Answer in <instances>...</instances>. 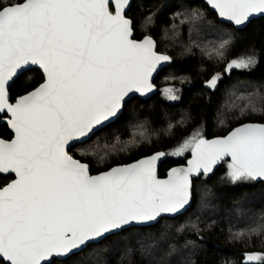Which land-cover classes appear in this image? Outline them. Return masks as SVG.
<instances>
[{"label": "snow or ice", "instance_id": "obj_1", "mask_svg": "<svg viewBox=\"0 0 264 264\" xmlns=\"http://www.w3.org/2000/svg\"><path fill=\"white\" fill-rule=\"evenodd\" d=\"M209 2L236 25L264 14V0ZM129 4L0 0V115L13 133L0 138V174L15 175L0 187V264H51L105 234L177 214L190 202L191 175L211 173L225 157L231 158L232 183L264 178V123L244 124L211 141L194 133L175 150L179 155L191 147L193 160L187 168L172 169L167 180L158 179L155 170L165 153L97 176L69 154L70 142L83 143L115 118L129 93L150 92L153 71L170 59L157 53L151 36L132 38ZM256 63L253 52L232 60L225 71ZM29 65L42 69L44 82L12 103L9 82ZM220 78L213 75L207 86L215 89ZM167 92L177 99L172 89ZM237 99L245 101L242 114L264 112L257 106L264 103L259 90ZM252 234H264V226L250 229ZM246 260L264 264V255L246 254Z\"/></svg>", "mask_w": 264, "mask_h": 264}, {"label": "trees", "instance_id": "obj_2", "mask_svg": "<svg viewBox=\"0 0 264 264\" xmlns=\"http://www.w3.org/2000/svg\"><path fill=\"white\" fill-rule=\"evenodd\" d=\"M204 11L206 15L216 24L218 30H224L232 34V44L226 47V54L223 59L213 58L209 55V50H216L218 40L216 38H196L191 45L189 40L192 32L188 36V28L183 25L185 17L195 12ZM152 22L141 30H138L141 22L153 14ZM128 18L134 21V38H141L144 35L151 36L157 44L156 51L169 55L170 63L158 71L154 82L160 88L158 94L141 100L134 97L128 100L120 116L113 122L96 131L89 139L81 143L86 147H93L94 142L99 139H109L115 129L121 130L128 120V114L138 113L148 125L155 130L164 127L165 116L163 113H178L184 119L182 122L172 125L168 133L157 134L149 143L139 145L127 153L110 158L107 164L95 167L90 158L77 154V144L70 149V154L82 161H85L90 172L95 173L109 168L112 165L123 164L137 159L141 156L150 154L154 151H163L165 158L160 162L158 174L166 175L172 166L187 164L190 159L189 147L184 153L175 156L174 150L188 137L199 132L201 138H211L220 136L229 131L232 127L244 122H263L264 112H251L244 115L228 112L227 109H238L243 99H237L236 95H231L230 91L234 86L250 85L252 87L264 85V16L251 20L241 29L220 22L216 15L199 0H132L128 11L125 13ZM183 21V22H182ZM179 29V36L166 40L164 33L171 27ZM192 25H195L194 23ZM228 30V31H226ZM210 39V40H209ZM255 53L257 63L250 69L232 68L224 70V66L229 59L244 57ZM220 73L221 78L215 89L207 86L206 81L210 80L215 73ZM43 80V76L37 69H29L18 75L8 88L11 99L27 92L37 86ZM167 86L176 88L177 100L167 101L162 98L163 91H167ZM258 107H264L260 103ZM226 121L222 126L217 125V118L223 112ZM1 120V118H0ZM125 132L121 130V134ZM10 132L5 124H0V137L10 138ZM81 145V146H82ZM220 162L211 173L192 174V193L193 198L190 207L184 213L174 217L164 216L155 224L147 227H130L117 233L107 235L98 244L114 236L126 234L133 229L154 228L164 219H179L191 211L196 204V186L199 183L210 185L214 192L224 196V201H238L243 195H251L256 190L264 189L262 181H248L239 183L223 182L227 171V162ZM6 178L0 176V186ZM197 247L193 248L192 264H261V262H243L244 254L252 251H260V244L256 241L245 242L230 240L225 234L223 227H211L201 232L198 236H192ZM87 245L83 250L73 253L63 260H53L55 262H66L75 259L77 255L84 253L91 245ZM263 249V248H262ZM264 250V249H263ZM108 264H132L117 263L112 260ZM137 264V263H135ZM138 264H140L138 262Z\"/></svg>", "mask_w": 264, "mask_h": 264}, {"label": "rangeland", "instance_id": "obj_3", "mask_svg": "<svg viewBox=\"0 0 264 264\" xmlns=\"http://www.w3.org/2000/svg\"><path fill=\"white\" fill-rule=\"evenodd\" d=\"M194 17L198 18L194 19ZM184 19L183 25L188 28V36L191 32L193 33L189 43L192 45L196 38H216L218 40L216 50L210 49L209 55H213L215 59H223L227 52L225 51L226 47L233 42L232 34L228 33L231 31L218 30L216 24L204 11L195 12ZM193 23L195 25H192ZM147 24L149 23L144 20L139 25L138 30L145 28ZM178 36L179 29L177 27H171L164 33L166 40L173 39L176 41ZM225 41L228 43L224 44ZM222 44H224V47L221 49L220 46ZM219 51L223 52L222 56L219 55ZM239 58L229 59L224 66V70L232 60ZM166 88L172 89L173 94L178 97L176 88L171 86ZM257 90H259L261 95H264V85L252 87L248 84L234 86L230 94L246 98L249 93ZM163 92H165L164 96H162L163 99L173 101L167 91ZM244 102L243 99L238 109L234 111H232L233 109H227V111L235 112L237 115L251 113L247 110L243 114L241 113L240 109L243 107ZM224 112L225 110L217 118L218 126H222L226 121ZM163 115L165 116L164 127L160 130H155L138 113H129L125 126L121 128L125 132L124 134H121V130L116 128L112 136H109V139H99L94 142L93 147H86V144H80L76 152L84 158H90L95 167H101L107 164L110 158L127 153L139 145L149 143L157 134L161 132L168 133L172 125L184 120L181 114L179 115L178 113L170 114L165 112ZM190 138L192 137L187 139ZM175 150L173 153L178 156ZM230 163L231 161L227 162V171L221 181L233 184L227 178ZM223 198L224 196L214 192L210 185L204 182L199 183L196 186V204L183 217L172 220L164 219L154 228L133 229L126 234L117 235L101 243L91 245L84 253L77 255L75 259L66 262L59 261L54 264H108L110 260L117 263L132 264H138V262L140 264H192V249L198 246L192 236H198L201 232L211 227H223L226 236L231 241L258 242L261 246V248H258L260 251L245 253L243 262H259L247 261L246 254L264 255V234L259 236L255 234L249 235L250 229L264 226V189L256 190L251 195H243L237 199L236 203L232 200L226 202ZM240 232L245 234L243 238L234 239L233 234Z\"/></svg>", "mask_w": 264, "mask_h": 264}, {"label": "water", "instance_id": "obj_4", "mask_svg": "<svg viewBox=\"0 0 264 264\" xmlns=\"http://www.w3.org/2000/svg\"><path fill=\"white\" fill-rule=\"evenodd\" d=\"M131 1H132V0H130V4H131ZM190 1H195V0H190ZM199 1H202V2H203V3L209 8V10H210L211 12H213V13L216 15L218 21L223 22V23H226V24H229V25H231V26H233L234 28H237V29H241V28L245 27V26H246L251 20H253V19H256V18H258V17H260V16H264V14H255V15H253L252 17H250L249 20H248L247 22H245L244 24H242V25H236L234 22L228 20L226 17H221V16H219V14H218V10L215 9V8L212 6V4L209 2V0H199ZM130 4H129V6L126 8L125 13L128 11V9H129V7H130ZM133 35H134V33H133ZM144 36H145V35H144ZM144 36H142L141 38H138V39H137V38H134V37H132V38L135 39V40H142ZM157 53H158V54L167 55V54H164V53H161V52H157ZM167 56H169V55H167ZM169 63H170V59H169L168 61H162L160 64L157 65L156 70L153 71V73H152V75H151V78H150V82H151V84H152V89H151L150 92L145 93V94H141V93H138V92H132V93H129V95H128L127 97H125V101L123 102V104H122V108H121L120 112L118 113V115H117L115 118H111L110 121L105 122L104 126H106L107 124H109V123L115 121V120L120 116V114L122 113L123 107H124L125 103H126L128 100H130V99H132V98H134V97H137V98H139V99H141V100H146V99L152 97L153 95L158 94V92L160 91V88L157 87V85H156L155 82H154L155 76L157 75V73H158L159 70H161L162 68H164V67H165L167 64H169ZM32 68H33V69H37V70L40 71V73H41L42 76H43V80H42L37 86H35L34 88L28 90L27 92H25V93H23V94H20V95L14 97L13 99H11V96H10V94H9V96H10V102L15 103V100L18 99L20 96L25 95V94H27L28 92L34 90L36 87H38L40 84H42V83L44 82V73H43L42 69L39 68V66H36V65H29V66H26V70H24V71H27V70L32 69ZM24 71L19 72V73L17 74V76L20 75V74H21L22 72H24ZM17 76H16V77H17ZM16 77H14V79H15ZM14 79H13L12 81L9 82L8 88H9V86L11 85V83L14 81ZM1 116H2V115H0V117H1ZM8 118H10V114H8ZM248 123H263V122H244V123H241V124H238V125L232 127L229 131H227V132H226L225 134H223V135H220V136H214V137H211V138H208V139H205V138H203V139L211 141V140H214V139H219V138L227 137V136H228V135H229L234 129H236V128H238V127L244 125V124H248ZM0 124H5L6 127H7V129H8V131L10 132L11 137L8 138V139L13 138V133H12L11 129L9 128V126L6 124L4 116H3V118H1V120H0ZM104 126H97V127H98V130L101 129V128H103ZM98 130H96V131H98ZM96 131H95V132H96ZM95 132H94V133H95ZM92 135H93V134H91L90 137H91ZM90 137H89V138H90ZM0 138H1V137H0ZM89 138H88V139H89ZM86 140H87V139H86ZM86 140H84V142H85ZM76 144H80V143H73V142H70V147L67 148V151L69 152L70 148H72V147L75 146ZM157 153H164V152H163V151H154V152H152V153H150V154H147V155L141 156V157H139V158H137V159H134V160H132V161H130V162L123 163V164L112 165V166H110V167L107 168V169H104V170H101V171H98V172H95V173H91V172H90V167H89V174L92 175V176H97V175H100V174H102V173H105V172L110 171L112 168L123 167V166H127V165L135 164V163H137V162H139V161H141V160H143V159H146V158H148V157H151V156H153V155H155V154H157ZM70 155H71V154H70ZM73 158H74V159H78V158H76V157H73ZM164 158H165V155H164V156H161V157L156 161V164H155L156 176H157V178L160 179V180H167V179L169 178V173L171 172L172 169L187 168V167L189 166V161L193 160L194 156H193L192 148H190V159L187 160V161H188L187 164L172 166L170 169H168L166 175H164V176H160V175L158 174V167H159L160 162L163 161ZM78 160H80V159H78ZM224 160H230V161H231V158H230V157H225L224 159L218 161L215 165H213V170H215L216 166H217L220 162H222V161H224ZM80 161H81V163H85V164H87L85 161H82V160H80ZM87 165H88V164H87ZM88 166H89V165H88ZM213 170H212V171H213ZM202 172H203V170H201V172H199V173H194V174H200V173H202ZM1 175H7V173L0 174V176H1ZM13 175H14V174H13ZM13 179H15V175H14V178H13ZM13 179H12V180H13ZM190 179H191V177H190ZM12 180H10L9 182H11ZM255 181H262V182H264V178H257ZM7 183H8V182H7ZM5 185H6V184H5ZM5 185H3V186H5ZM3 186H0V187H3ZM190 191H191L190 202H189L188 205L185 206L184 209H182V210H181L180 212H178L177 214H162V216L159 217V218L157 219V221H158L160 218L164 217V216H167V217H174V216H177V215H179V214H182V213H184L186 210H188V208H189L190 205H191L192 198H193V193H192V179H191V189H190ZM157 221H155V222H150V223H148V224H144V225L134 224V225H132V226L126 227L125 229L130 228V227H147V226H151V225L155 224ZM119 231H121V230L114 231V232H112V233H110V234H105V236H107V235H111V234H114V233H117V232H119ZM105 236H104V237H105ZM104 237H103V238H104ZM103 238H101V239H97V240H95L94 242H90V243H88L87 245H90V244H93V243H97L98 241L102 240ZM84 248H85V247H82L80 250H83ZM80 250H79V251H80ZM79 251H74V252H72L71 254L67 255L66 257H63V256H62V257H56V258L52 259V261H53V260H63V259H65V258L69 257L70 255H72L73 253H77V252H79ZM52 261H51V262H52Z\"/></svg>", "mask_w": 264, "mask_h": 264}, {"label": "flooded vegetation", "instance_id": "obj_5", "mask_svg": "<svg viewBox=\"0 0 264 264\" xmlns=\"http://www.w3.org/2000/svg\"><path fill=\"white\" fill-rule=\"evenodd\" d=\"M0 118H3V116H1ZM11 137V135H10ZM81 144V143H80ZM77 145V144H76ZM75 145V146H76ZM73 146V147H75ZM71 149V148H70ZM70 151V150H69ZM70 154V152H69ZM1 178H6L5 182L3 184H1V186L5 185L7 182H9L10 180H12L14 178V175L13 174H7V175H1Z\"/></svg>", "mask_w": 264, "mask_h": 264}]
</instances>
